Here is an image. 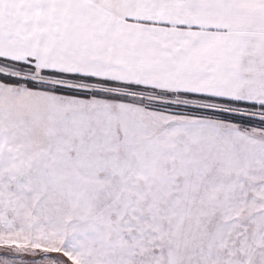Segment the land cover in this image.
<instances>
[{"label": "snow or ice", "instance_id": "6c2138e0", "mask_svg": "<svg viewBox=\"0 0 264 264\" xmlns=\"http://www.w3.org/2000/svg\"><path fill=\"white\" fill-rule=\"evenodd\" d=\"M0 264H264V0H0Z\"/></svg>", "mask_w": 264, "mask_h": 264}]
</instances>
